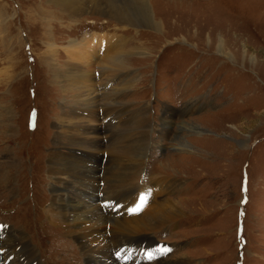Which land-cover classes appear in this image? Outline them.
Returning a JSON list of instances; mask_svg holds the SVG:
<instances>
[{
	"label": "rangeland",
	"instance_id": "374dc122",
	"mask_svg": "<svg viewBox=\"0 0 264 264\" xmlns=\"http://www.w3.org/2000/svg\"><path fill=\"white\" fill-rule=\"evenodd\" d=\"M99 2L111 8L123 5L118 0ZM162 2L167 5L161 6L163 10H171L167 18L162 10L157 11L156 19L164 25L158 31L147 25L119 22L100 10L86 9L78 18H70L56 10L47 13L39 0H0V104L12 109L11 127L6 120L0 125V168L11 175L0 178L1 242L10 229L18 227L41 264H84L79 249L73 245L69 248L73 241L53 229L55 225L49 221L47 208L54 192L46 169L62 108L70 114L72 106L79 104L76 100L86 103L84 97L89 92L85 89L80 95L64 91L53 81L47 65L64 71L67 54L63 47L68 41L82 39L92 31L116 32L127 40L114 44L111 52L104 50L107 44L102 48L92 44L97 54L103 50L114 56L112 52L117 50L130 70L114 73L122 75L116 78L111 74L99 78L95 73L97 86L103 87L89 106H103L110 94L127 87L119 97L131 111L112 121L118 119L124 127L130 117L133 119V109L147 106L150 147L142 170L135 161L130 163L137 171L136 179L120 183L117 194L127 198L132 192L131 202L124 206L121 196L113 192L106 199L98 198V204L103 213L112 216L126 211L139 213L160 199H170L182 210L178 218L148 231L152 240L132 239L137 250L157 251L155 259L134 263L150 264L162 257L174 261L184 256L187 264H264V0H151L155 10ZM219 38L231 57L217 50ZM140 48L145 49L144 54ZM51 49L50 58L38 61V56L49 55ZM90 58L91 62L98 60L94 55ZM92 114L100 119L103 116L101 109ZM108 118L112 117L89 122L88 128L97 133L92 130L82 140L100 139ZM74 130L81 132L82 126ZM96 134L97 138L93 136ZM61 143L59 150L68 153L67 142ZM139 143H135L137 147ZM5 148L16 160L14 166L4 165ZM104 149H85L83 156L102 165L101 155L109 151ZM110 150H117L111 169L120 165L117 172L122 174L121 164L130 155L125 147ZM83 156L73 162V183L77 186L85 170ZM105 158L106 154L102 155ZM158 177L167 183L156 189L153 180ZM142 190L148 194L137 195L133 201L144 197L143 202L133 205V194ZM157 240L161 250L146 245ZM130 243L111 249L120 264H131L125 257ZM11 259L3 260L0 247V264Z\"/></svg>",
	"mask_w": 264,
	"mask_h": 264
},
{
	"label": "bare ground",
	"instance_id": "6f19581e",
	"mask_svg": "<svg viewBox=\"0 0 264 264\" xmlns=\"http://www.w3.org/2000/svg\"><path fill=\"white\" fill-rule=\"evenodd\" d=\"M118 1L123 4L120 8H111L110 5H102L100 4V2L98 3V0H39V5L42 7L46 5L45 10L47 13H52L54 12V10H56L67 15L70 18H78L81 11H84L86 9L87 11L88 9L89 11L100 10L103 13L109 12L108 14L114 18H117L119 22L130 23L132 26H135L137 24L147 25L157 29L158 31L162 30V28H164V25L162 22L157 21V11L162 10L163 16L165 18L170 16L169 14L171 9L163 10L161 8V6L167 7V5L163 2L160 5H156L155 10L153 3H151V0ZM124 4H126L127 6H124ZM116 34V32L105 33L92 31L86 34L82 39L80 38L79 40L76 39L68 41L65 47H63L64 51L67 54L66 68L64 69V71L57 70L56 68L52 67L51 63L48 64L46 61V65L48 64L47 66H50L49 68L52 70L51 76L53 77V81L57 83L61 88H63L64 91H74L75 93H79L80 95L81 93H83V91H85V89L89 92L88 95L84 97L86 103L87 99L89 98V104H84L79 99L76 100L79 101V104H75L72 106V111L69 110L70 114L66 111H63L65 108H62L61 120L60 122L58 121L59 123L57 124V128H59L60 131H58V129L55 133L53 147L51 149L49 148V163L46 169L48 178L51 181L52 192H54V196L52 194V196L50 197L51 205L49 208H47V212L49 213V221L53 225H55V228L53 227V229L61 230L62 232L66 233L67 236L73 241L74 244L70 242L69 248L72 249L71 246L73 245L74 248L79 249L80 257L82 258L84 264H120L112 256L111 249L113 246L117 244H123L126 241H132V239H136L135 241L137 242L144 239L152 240L147 237L148 231H153V229L162 226L167 222H171L182 214V210L175 206L174 201L170 199H166L165 201H163L164 199L155 201L147 209H144L136 214L130 211H126L124 213L121 212L122 214L120 216H112L111 214L103 213L101 207L98 204V198L102 200L108 198L107 196H111L110 193H120V183L130 182L136 179L135 176L137 174V171L133 170V166H131L130 163H132V161H135L136 165H139V169L142 170L144 166L143 158L145 157V153H147V150L150 147L149 131L151 129V125L146 116L147 106L133 109V119L132 117L129 118L128 116V125L124 126L122 124L124 127H120V123L122 121L118 119L117 121H112L115 120L118 116H126L131 111L130 109H127V107L123 106L124 102L120 103V97L124 95L123 91L127 90V87H122L120 88L122 89L121 91L116 90L117 92L110 94V100L107 101L105 105L102 106V104L97 103L94 107L89 106L93 103V101H96L94 99V96L97 97L95 94L99 91V87L102 86H97V73V75H100L99 78L106 74H111L116 78L117 75L119 76L120 74L128 73L130 70L129 64H127L122 58V60H120V54L119 52H117V50L114 49L115 51L112 52L114 56H111L110 53L104 54V52L108 50L111 52L110 49L113 48L112 46L114 44H118L119 42L122 43L127 40L126 38H122ZM41 36H43V32ZM110 40H113V42L110 43ZM94 42L95 44H101V48L102 46L107 44L104 49L105 51L102 50L99 54H97L95 52L96 45L92 44ZM48 45L52 46L53 43L49 41ZM223 45L224 40L222 38H219L217 43V50L231 57L232 55L226 52ZM139 51L141 54H144L145 49L140 48ZM52 52L53 49L48 52L49 55L47 56H43V54V57H41V55L38 56V61L42 62V58H45L47 60L48 58H50ZM92 55H94L95 58H98V60H95V62H91L89 58ZM116 72L120 74H114ZM106 82L109 83L110 80H107ZM119 95L121 96L119 97ZM78 105L81 106V108H76V106ZM99 109H101V112H103V116L101 118L102 120H104V118L107 116H110L113 119L111 118L109 120L108 118L107 120L109 121L104 122V135H102L100 139L82 140L84 137L88 138V135L93 131L97 133V131L93 127H91L93 131L88 128V123H91L92 120L98 123V121L101 120L99 117L97 118L95 117L96 115L92 114L93 112H98ZM65 117L67 119L66 121ZM11 119V107L6 105L1 106L0 104V125L3 123L2 121L6 120L8 121V126L11 127ZM125 120L126 119H124V121ZM79 125L82 126L81 132H77L74 130V128L78 127ZM128 128L130 129V132L124 131ZM124 132H126V134H124V137L121 138L120 135ZM93 136L97 138L98 134H96V136ZM104 139H106V142H104ZM62 140H65L67 142V148L69 151L68 153H64L59 150V147L62 145ZM139 141L141 142L139 143ZM135 143H139V146L137 147ZM104 144L107 146H105ZM102 147L109 150L106 151L104 149V151L106 152H104L102 155L104 156V154H106L105 159H102L101 155V161L103 160L102 165L94 163L93 159H90L88 161V158L84 157L85 154H83V150H99V148L101 149ZM120 147L123 149L125 147L126 151L130 155V158L128 157L129 160H127L126 163L124 162L121 164L123 169L122 174H119L117 172L120 165H114V167L111 169L113 160H117V156L115 153L117 150L115 152H111L110 148L118 149ZM3 152L6 159V161L3 162L4 165L14 166L16 160L10 157L11 153H9L10 151L8 150V148H5ZM102 152L103 151H100V153ZM81 156H83L82 158L84 162H82V164L84 165L85 170L83 171L81 178H79L80 186H77L73 183L75 179L73 162L77 157ZM95 158L98 159V157ZM2 177L6 179L10 178V171H4L2 168H0V178L3 179ZM101 181H104V183H102L103 186L100 185ZM153 183L155 184L154 187L157 189L161 186V184L165 185L167 181L161 179V177H158L157 179L153 180ZM74 192L79 194L76 195ZM95 193H98V195L95 196L96 198H93ZM142 194H145V197L148 193H144V191L142 190L141 193L133 194L132 201L136 198L137 195L139 196ZM127 195L129 198L127 196V198H122V195H118L121 196L120 201L124 202V206L131 202L129 199L132 195V192ZM154 214L158 215V217H156ZM155 243L158 244V248L160 246V241L157 240ZM0 247L3 248V260L5 257L9 256H11L12 258L9 263L4 262V264H30L31 262H34V264H41L36 256L35 249L31 246V244L28 243L27 236L21 229L18 230V227L15 230L10 229V231L4 237V240L2 242L0 241ZM161 259H163V257L155 260L150 264L188 263V260L184 258V256L183 258H179L174 261L168 258L164 260ZM146 263L148 262L146 261Z\"/></svg>",
	"mask_w": 264,
	"mask_h": 264
},
{
	"label": "snow or ice",
	"instance_id": "6c2138e0",
	"mask_svg": "<svg viewBox=\"0 0 264 264\" xmlns=\"http://www.w3.org/2000/svg\"><path fill=\"white\" fill-rule=\"evenodd\" d=\"M144 197H141V202H143ZM164 251H168V249H164Z\"/></svg>",
	"mask_w": 264,
	"mask_h": 264
}]
</instances>
